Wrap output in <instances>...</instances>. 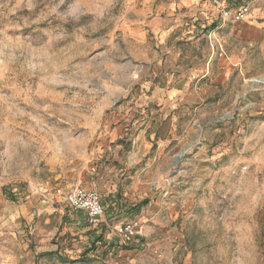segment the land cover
<instances>
[{
  "label": "rangeland",
  "instance_id": "1",
  "mask_svg": "<svg viewBox=\"0 0 264 264\" xmlns=\"http://www.w3.org/2000/svg\"><path fill=\"white\" fill-rule=\"evenodd\" d=\"M248 1L226 25L236 69L197 89L211 0H0V264H264V0ZM57 185L124 214L97 237Z\"/></svg>",
  "mask_w": 264,
  "mask_h": 264
},
{
  "label": "crops",
  "instance_id": "2",
  "mask_svg": "<svg viewBox=\"0 0 264 264\" xmlns=\"http://www.w3.org/2000/svg\"><path fill=\"white\" fill-rule=\"evenodd\" d=\"M219 17H220V15H219ZM248 17H250V16H248ZM246 19L242 20V21H246ZM239 22H241V21H239ZM239 22L235 23V26H234L235 29L238 28ZM248 22L250 25L254 24V22L251 20H249ZM218 23H219V18L214 20L212 22V24H211V22H208V24H207L208 27L206 25H204V28L201 29L202 31H200V32L205 33L207 36L211 30H213L215 27H217ZM226 25L227 24L221 26L220 28H217L216 32L214 34L219 41V47L216 50L215 55H213V54H212V56L210 55V57H211L210 65L208 63L209 58L208 57L206 58L205 56H203V58H194L190 62V65L193 67V69L202 71V73L198 76V80H197V83L195 86L197 89L200 87V84L204 79H209L207 77L211 74V71L214 70L215 67L222 68L223 70H227L228 68L236 69V67L238 65V44L235 43V41L238 40V32H236L234 30V28L233 29L228 28ZM231 39L234 40L232 45L229 46L230 45L229 44L228 46H226V42H228V40H231ZM225 48H227V49H225ZM194 53H195V51H194ZM227 62H228V64H227ZM216 80H218V78ZM163 95H166L165 92L157 91L156 94L153 95L151 99H149V102L152 104L161 103L163 101V98H162ZM116 135L117 134L115 131L112 132L111 136L105 138L104 141L100 144L99 149H96V151L94 152V155H93V157L95 158L94 163H96V165H94V170H96V175L98 178L100 176L101 169H104L102 175L105 177L106 171L108 169L105 166V162L109 159V155H110L107 152L108 143L113 142L116 139V137H115ZM108 186L109 185L107 184V187ZM57 189H61L62 191L67 192L71 188L65 189L61 185H57L55 188V194L54 195L58 201V195L56 193ZM91 190H94V189H91ZM115 196H118V194H116ZM112 197L110 198V201L105 200L103 202L102 196H101L102 204L104 206L105 211L98 218L97 223L95 225H92L93 229L95 230V234L97 235V237H100L101 235H105L104 232L108 231V229H110L115 224L114 220H116L117 218H119L120 216H122L124 214L122 204L119 202V200H116V202H113ZM58 203L61 204L60 202H58ZM78 215H80V216H78V218H81L88 223L87 216H86L85 212L79 211ZM106 243L111 245L112 242L108 241Z\"/></svg>",
  "mask_w": 264,
  "mask_h": 264
},
{
  "label": "built area",
  "instance_id": "3",
  "mask_svg": "<svg viewBox=\"0 0 264 264\" xmlns=\"http://www.w3.org/2000/svg\"><path fill=\"white\" fill-rule=\"evenodd\" d=\"M213 6L218 10L220 20L213 30L208 34L212 54L215 55L219 47V41L214 35L217 28L227 24L245 20L251 13L252 4L248 0H211ZM58 202L74 210L86 213L90 225H95L98 218L104 213L101 195L97 190H88L81 186L71 188L67 192L57 189ZM144 224L138 220L127 222L121 228L123 239L127 242L135 241L144 231Z\"/></svg>",
  "mask_w": 264,
  "mask_h": 264
},
{
  "label": "water",
  "instance_id": "4",
  "mask_svg": "<svg viewBox=\"0 0 264 264\" xmlns=\"http://www.w3.org/2000/svg\"><path fill=\"white\" fill-rule=\"evenodd\" d=\"M186 151H187V150H185L184 152H182L181 154H179V155L177 156V160H180V159L184 156V154L186 153Z\"/></svg>",
  "mask_w": 264,
  "mask_h": 264
},
{
  "label": "bare ground",
  "instance_id": "5",
  "mask_svg": "<svg viewBox=\"0 0 264 264\" xmlns=\"http://www.w3.org/2000/svg\"><path fill=\"white\" fill-rule=\"evenodd\" d=\"M255 81L258 83H262V82L264 83V79H255Z\"/></svg>",
  "mask_w": 264,
  "mask_h": 264
}]
</instances>
